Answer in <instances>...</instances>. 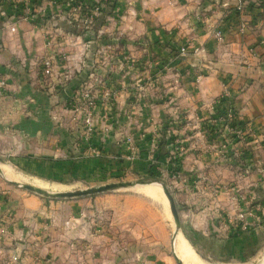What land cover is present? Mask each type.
<instances>
[{"label":"crops","instance_id":"0c3cea01","mask_svg":"<svg viewBox=\"0 0 264 264\" xmlns=\"http://www.w3.org/2000/svg\"><path fill=\"white\" fill-rule=\"evenodd\" d=\"M67 1L0 0V72L9 83L0 99V153L11 163L0 171V264H170L162 201L134 196V208L104 210L100 199L47 201L10 190L7 180L17 177L15 168L39 170L43 179L94 177L117 166L105 157L122 159L127 138L135 169L144 173L148 153L159 152L171 133L185 147L176 202L189 255L191 244L200 257L227 264L256 250L264 215L262 225L250 220L247 229L219 217L264 201V0H245L237 20L228 14L238 11V0H115L134 15H109L84 34L64 21ZM102 41L108 45L99 47ZM187 41L189 54L162 69ZM122 52L136 63L120 65ZM48 53L57 58L52 75L41 59ZM84 86L96 96L90 142L83 117L69 108ZM227 91L235 98L237 138L212 124ZM222 185L223 192L216 188ZM149 245L157 254L149 256Z\"/></svg>","mask_w":264,"mask_h":264},{"label":"rangeland","instance_id":"374dc122","mask_svg":"<svg viewBox=\"0 0 264 264\" xmlns=\"http://www.w3.org/2000/svg\"><path fill=\"white\" fill-rule=\"evenodd\" d=\"M245 1V0H243ZM69 3V8L67 10L66 13V17L64 19V21L67 23V25L71 28H73V32L76 33H87L89 32L93 27V25L95 23H102V25L105 23L106 17L107 16H111L114 19L115 18H120L123 15V12L126 13V11L129 12V14H133L135 12H133L131 9L126 10L123 8H121L118 3L116 5L115 0H68L66 2V4ZM238 4H239V0H238ZM249 4V3H248ZM246 4V5H248ZM109 8V9H107ZM126 10V11H125ZM107 12H109V14L107 15ZM240 10H236L234 9V11H231L230 14H228L229 19L230 16L233 17L234 20L239 19V16L241 15ZM103 13H105L103 15ZM123 17V16H122ZM121 17V18H122ZM243 27V26H242ZM244 28V27H243ZM221 29V28H218ZM217 29V30H218ZM216 30V31H217ZM222 30V29H221ZM215 31V32H216ZM219 31V30H218ZM105 45H108V43H105L104 41L101 42V45H99V47L101 46V48L105 47ZM189 41H187L185 44L180 45L179 47L176 48L175 50V55H174V59L171 61H167V62H162L159 63L161 65V68L164 70H170L173 67V62L176 60H182L183 58H185L188 54H189ZM184 49V50H183ZM117 50H120L119 48H117ZM121 51H125L127 52L128 49L124 48ZM122 52V56L123 58H121L120 60V65H123L124 62L128 63L129 65H133L136 63V60L134 61L133 58L125 53ZM49 54V53H48ZM51 56V58L53 59V64L55 66L54 63V59L57 60L56 56L54 54H49ZM55 56V57H54ZM57 62V61H56ZM54 68V67H53ZM52 75V74H50ZM157 78V77H156ZM201 78V76L197 77V81H199ZM85 92H90L92 94V96L95 97L96 96L93 94V92L91 91V87L88 86H84L83 88H81L80 90L77 91V93L73 96L72 98V104H69V108L75 113L77 114V116L79 117H83V107L84 105V97H85ZM112 93H116L118 91L114 90L111 91ZM224 98V102L222 101V103H227V106L225 108H223V111H219L218 113L222 114V118H218L216 119V123H212L213 124V128L215 129L218 125L220 124L219 127H223L224 129H226L227 131H229V133H231L232 135L234 134V137L236 136L239 137L240 133H239V121L238 120H230L227 116V114H229L228 112L232 109L233 111H236V108L234 106V102H235V98H234V94L230 93V91H227L226 93H224L220 99L222 100ZM85 101V100H84ZM238 115V114H237ZM83 119V118H82ZM83 121V120H82ZM217 125V126H215ZM84 126V123L82 125V127ZM218 127V129H219ZM84 128V127H83ZM78 133L75 136V144L79 143L81 141V138L79 136L80 133V129H78ZM84 134H85V130H84ZM83 135V133H82ZM170 138L168 139H162V142H160V151L158 152V149L154 152H149L147 155V166L149 165V168L144 172H139L138 169H135L136 167V163L138 161L137 159V155L133 152L135 151L132 147H131V139L127 138V156L126 155H122V159H120L119 161H117V157H105L106 161L109 165L114 166L115 164H117V166L115 168H109L106 170H103V172L98 173L96 175L90 176V177H83V178H79V177H65L64 174L62 173L61 176L58 175L56 176V178L54 179H46V178H42L40 177V172L38 173L39 170H34L37 173H27L26 171L24 172L22 169L20 168H15V174H16V178L15 177H11V179L14 180H7L8 182V188L10 190L13 191H20V192H26V193H30V194H35L38 195L40 197H43L44 199H46L47 201H53V202H63V201H84V200H89L91 198L94 199H100L99 204L102 206L101 209L107 210L109 207V209H113V207L117 206V208L119 207V205H129L132 206V208H134V206H138V203L130 200L133 199L134 196H144L145 198L148 199V204L149 205H155L156 203L151 201L150 199H157L159 201H162L164 203V209L165 211H167L168 213V219H169V223H170V239L166 244V252L169 253L170 255V264H178V262L176 261V258L174 256V249L173 247V240H174V236H175V231H176V223L174 220V217L172 215V211L170 208V203L169 200L167 198V196L165 195L163 188L161 186L160 182H163L165 185H167L169 191L171 192V194L173 195L175 202H176V198H177V194L184 192L182 190H180L176 184V182L180 181L183 178V162H182V155L183 152L185 151V147L183 146V144L180 142H177V138L176 135H174L173 133L169 134ZM150 137V136H149ZM84 139H85V135H84ZM151 138H148V140ZM86 141V140H85ZM163 147H166V150L163 149ZM162 150V151H161ZM89 157V156H88ZM99 158V156H96ZM101 157V156H100ZM0 158L2 159L0 161V171H2V163L3 164H11L10 163V157L8 155H5L3 153H0ZM118 162V163H116ZM121 163V166H118V164ZM163 165L165 167H163ZM153 171L155 177H153V175H151L150 173ZM19 173L24 174L25 178L21 179V176ZM10 178V177H9ZM41 178V179H40ZM155 178V179H154ZM21 179V180H20ZM16 180H20L17 182L23 183V184H31V185H35L37 187H41L45 190L51 191V192H68V191H78L80 189H87V188H93V187H98V186H102V185H106V184H112V183H120V182H139V181H143V180H150V181H155L153 183L154 186H156L158 188L159 191H157V193H153L152 191L148 190V186L147 185H141V184H137L135 186H131V187H122V188H118L115 190H110V191H105V192H100V193H95L92 195H85V196H78V197H64V198H54V197H48V196H44L38 193H35L33 191H29L21 186H17L15 185L12 181H16ZM44 182L45 184H40L39 182ZM159 182V183H158ZM217 190H220L221 192H223L222 190H224L223 185L221 187H216ZM215 188V189H216ZM212 193H215V190H212ZM127 199V201L125 202V200ZM258 204V203H257ZM176 205L177 202H176ZM178 209V206H177ZM100 210V208H99ZM179 212V209H178ZM106 219V218H105ZM262 225V223H261ZM181 232H178V234ZM182 234V233H181ZM120 238H123L121 241V248L120 249H124L125 247H127L128 243H125L124 241L127 240V236H123V234L118 235ZM131 241H133L131 239ZM132 243V242H131ZM190 244V243H189ZM191 249L193 250V254L192 256L195 259H198V264L199 262L201 264H214V262H212L208 256H206L204 253L201 254V257L196 253L195 249L192 247V245L190 244ZM177 254L179 255V257L183 260V262L185 264H189L188 263V259L186 256H182L180 255V253L176 250ZM155 253L157 254V252H155L151 246L149 245V249H148V254L150 256V254ZM197 264V262H196ZM227 264H264V238L262 236L261 242H260V246L256 249V250H251L248 252H245L243 254H239V262H229Z\"/></svg>","mask_w":264,"mask_h":264},{"label":"built area","instance_id":"2783aa9c","mask_svg":"<svg viewBox=\"0 0 264 264\" xmlns=\"http://www.w3.org/2000/svg\"><path fill=\"white\" fill-rule=\"evenodd\" d=\"M238 10H243L244 9V1L239 0V4L237 5ZM14 30V28H12ZM217 36L219 40H223V32L221 30L217 31ZM184 50V49H183ZM42 63L44 66V73L46 75H50L53 72V59L49 54H44L42 57ZM8 78L6 75L0 72V99L4 97L7 87H8ZM85 97H84V107H83V123H84V130H85V140L87 142H90L93 132H94V127H93V117H94V110L96 107V99L90 92H85ZM227 114L228 118L230 120H238V115L236 111H233L232 109L228 112ZM222 118V117H221ZM240 127V126H239ZM247 132H251L250 128H247ZM239 133L241 134L242 131L239 129ZM237 194H239V190L235 189L234 190ZM237 200L239 203V195L237 196ZM244 200V199H241ZM240 200V202H241ZM263 215H264V201L258 203V204H253L250 207H246V209L240 208L237 213L235 214H229L228 212L226 215H220V219L223 220L226 223H229L231 225H234L235 227H240L242 229H247L248 225L250 224V220L254 221L258 224H260L263 220ZM14 260H18L17 256H14Z\"/></svg>","mask_w":264,"mask_h":264},{"label":"water","instance_id":"95a60500","mask_svg":"<svg viewBox=\"0 0 264 264\" xmlns=\"http://www.w3.org/2000/svg\"><path fill=\"white\" fill-rule=\"evenodd\" d=\"M1 160L2 159L0 158V161ZM12 182L17 186H21V187H23L29 191H33L35 193H38V194H41L44 196L54 197V198H64V197H78V196L92 195L95 193L115 190V189L122 188V187H131V186H135L137 184L154 183L155 181L143 180V181H139V182L112 183V184H106V185H102V186H98V187L80 189L78 191H68V192H51V191L45 190L41 187H37L35 185L23 184V183H20L17 181H12ZM160 183H161L163 191H164L165 195L167 196L169 203H170L172 215H173L175 223H176V231H175V236H176L182 227L181 218H180V215H179V212L177 209V205H176V202H175L173 195L169 191L167 185H165L163 182H160ZM175 236H174V240H173V248H174ZM174 256H175L178 264H184L183 261L181 260V258L176 254L175 250H174Z\"/></svg>","mask_w":264,"mask_h":264},{"label":"bare ground","instance_id":"6f19581e","mask_svg":"<svg viewBox=\"0 0 264 264\" xmlns=\"http://www.w3.org/2000/svg\"><path fill=\"white\" fill-rule=\"evenodd\" d=\"M42 184H44V183H42ZM141 185H147L148 186L147 189L152 191L153 193H157V191H159L158 188L153 185V183L141 184ZM174 248H176V250L180 253V255L187 257V259H188L187 261L189 264H196L198 259L196 260L194 257H191L189 255L187 244H186L185 240L183 239V236L181 233H179V234L177 233V236H176L175 241H174Z\"/></svg>","mask_w":264,"mask_h":264},{"label":"trees","instance_id":"16d2710c","mask_svg":"<svg viewBox=\"0 0 264 264\" xmlns=\"http://www.w3.org/2000/svg\"><path fill=\"white\" fill-rule=\"evenodd\" d=\"M221 101H223L224 102V98L221 100ZM221 109H218V111H220ZM221 111H223V110H221ZM221 114V113H220ZM151 175H153V177H155V175H154V173H153V171L150 173ZM155 179V178H154Z\"/></svg>","mask_w":264,"mask_h":264}]
</instances>
